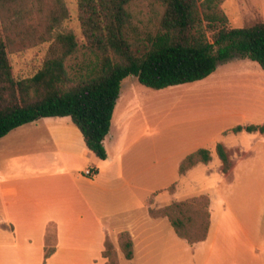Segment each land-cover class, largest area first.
<instances>
[{"label": "rangeland", "instance_id": "1", "mask_svg": "<svg viewBox=\"0 0 264 264\" xmlns=\"http://www.w3.org/2000/svg\"><path fill=\"white\" fill-rule=\"evenodd\" d=\"M67 2L66 26L82 42L78 0ZM223 7L233 27L264 22V0H226ZM40 49L11 55L16 76L34 71ZM252 124H264V69L250 58L236 55L205 79L163 89L134 75L123 80L105 145L117 159L106 163L96 154H79L73 161L77 169L94 170L92 176L83 171L89 178L98 171L87 166L98 164L101 175L87 190L103 221L141 233L133 260L119 243H108L120 264H264V132L233 131ZM219 143L230 159L228 171ZM79 148H85L81 132ZM200 148L211 151V160L181 174L182 161ZM203 194L210 199L211 223L207 238L195 244L177 235L167 216L151 214Z\"/></svg>", "mask_w": 264, "mask_h": 264}, {"label": "trees", "instance_id": "2", "mask_svg": "<svg viewBox=\"0 0 264 264\" xmlns=\"http://www.w3.org/2000/svg\"><path fill=\"white\" fill-rule=\"evenodd\" d=\"M226 0H78L80 38L67 28V0H0V138L44 117H70L88 148L107 158L104 141L120 97L123 80L134 75L153 89L199 81L220 62L239 55L264 69V22L233 27ZM43 50L33 72L16 76L12 54ZM38 57H40L38 59ZM264 132L263 125H238L234 132ZM217 153L230 167L224 146ZM200 148L180 164V173L211 160ZM210 199L200 195L157 210L176 233L196 243L207 238ZM118 241L126 258L134 241L122 231ZM104 264H120L113 248L104 250Z\"/></svg>", "mask_w": 264, "mask_h": 264}, {"label": "crops", "instance_id": "3", "mask_svg": "<svg viewBox=\"0 0 264 264\" xmlns=\"http://www.w3.org/2000/svg\"><path fill=\"white\" fill-rule=\"evenodd\" d=\"M80 132L70 117H44L0 138V264H104L108 243H119L126 229L103 221L87 190L98 164L87 166L98 171L90 178L73 166L95 155L79 148ZM131 235L136 246L141 233Z\"/></svg>", "mask_w": 264, "mask_h": 264}, {"label": "built area", "instance_id": "4", "mask_svg": "<svg viewBox=\"0 0 264 264\" xmlns=\"http://www.w3.org/2000/svg\"><path fill=\"white\" fill-rule=\"evenodd\" d=\"M94 173H95L94 170L91 169V168H87L85 170V174L88 175V176H92V175H94Z\"/></svg>", "mask_w": 264, "mask_h": 264}, {"label": "bare ground", "instance_id": "5", "mask_svg": "<svg viewBox=\"0 0 264 264\" xmlns=\"http://www.w3.org/2000/svg\"><path fill=\"white\" fill-rule=\"evenodd\" d=\"M164 98H166V97H164ZM120 117V116H119Z\"/></svg>", "mask_w": 264, "mask_h": 264}]
</instances>
